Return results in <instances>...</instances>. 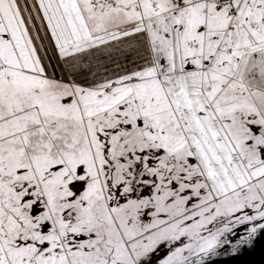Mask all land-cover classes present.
<instances>
[{"label":"snow or ice","instance_id":"obj_1","mask_svg":"<svg viewBox=\"0 0 264 264\" xmlns=\"http://www.w3.org/2000/svg\"><path fill=\"white\" fill-rule=\"evenodd\" d=\"M0 264H264V0H0Z\"/></svg>","mask_w":264,"mask_h":264}]
</instances>
